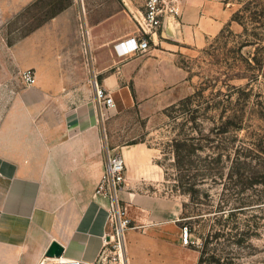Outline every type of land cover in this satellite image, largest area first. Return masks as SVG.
Segmentation results:
<instances>
[{"label":"crops","instance_id":"crops-1","mask_svg":"<svg viewBox=\"0 0 264 264\" xmlns=\"http://www.w3.org/2000/svg\"><path fill=\"white\" fill-rule=\"evenodd\" d=\"M35 1L0 0V264H100L110 203L95 189L106 148L123 158L120 196L138 226L124 234L127 264H196V251L185 259L176 225L181 203L160 189L155 149L144 142L110 148L109 125L161 96L170 73L180 72L172 58L217 36L234 9L227 0H177L146 52L120 56L114 45L137 34L145 0H66L11 45L5 26ZM25 69L36 77L27 87ZM94 81L113 106L98 103ZM53 241L63 248L59 257L45 255Z\"/></svg>","mask_w":264,"mask_h":264},{"label":"rangeland","instance_id":"rangeland-1","mask_svg":"<svg viewBox=\"0 0 264 264\" xmlns=\"http://www.w3.org/2000/svg\"><path fill=\"white\" fill-rule=\"evenodd\" d=\"M227 1L233 13L244 3L251 11L264 8V0ZM65 2L30 4L5 26L8 43ZM241 32L233 20L202 47L172 58L180 72L170 73V87L121 112L109 125L110 148L144 142L155 149L165 176L160 189L181 203L176 225L187 228L188 243L181 238L185 259L196 251V264L200 255L199 264H264V80H255L247 63L254 64L251 56L260 54L264 40L245 45ZM185 139L188 146L179 150L178 163L173 143ZM133 225L130 221L124 234L138 228Z\"/></svg>","mask_w":264,"mask_h":264},{"label":"built area","instance_id":"built-area-1","mask_svg":"<svg viewBox=\"0 0 264 264\" xmlns=\"http://www.w3.org/2000/svg\"><path fill=\"white\" fill-rule=\"evenodd\" d=\"M177 0H145L141 21H137L136 35L129 36L115 43L114 48L120 56L142 54L146 52L149 40L162 26L165 16L177 13ZM21 81L26 86L35 84L36 77L32 70L21 72ZM95 97L104 107L113 106L112 98L94 81ZM125 180V164L121 154L106 148L103 174L96 186L95 193L109 200L108 220L110 227L106 233L104 247L100 252V264H127L124 246V231L130 220L120 196ZM187 228H183L182 242L188 243ZM78 264V263H76Z\"/></svg>","mask_w":264,"mask_h":264},{"label":"trees","instance_id":"trees-1","mask_svg":"<svg viewBox=\"0 0 264 264\" xmlns=\"http://www.w3.org/2000/svg\"><path fill=\"white\" fill-rule=\"evenodd\" d=\"M59 11H61L60 7L57 8L48 17L55 15ZM247 13H249L250 15H247ZM254 14L255 16H253ZM259 18L264 19V8H256L255 11H251L250 5L248 3L242 4L241 8H239L232 14V20L238 22L242 26L241 35H245L247 37L245 40V45L253 46L255 43H258L255 42V39L258 41L264 40V22H260ZM255 29H260V31L257 32ZM262 48L263 49L261 50L260 54H252L251 60L254 64H252L251 62H247L248 70L251 71L255 80H258L260 78L264 80V47ZM173 146L176 151V162L179 163L180 160L179 158H177L179 157V150L183 149L184 147H187L188 144L186 143V139L183 140L182 143L177 140H174ZM200 258L201 255L198 259V264L200 263Z\"/></svg>","mask_w":264,"mask_h":264},{"label":"water","instance_id":"water-1","mask_svg":"<svg viewBox=\"0 0 264 264\" xmlns=\"http://www.w3.org/2000/svg\"><path fill=\"white\" fill-rule=\"evenodd\" d=\"M62 250V246L57 242L53 241L46 250L45 255L47 257H59L62 253Z\"/></svg>","mask_w":264,"mask_h":264}]
</instances>
